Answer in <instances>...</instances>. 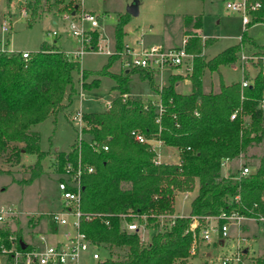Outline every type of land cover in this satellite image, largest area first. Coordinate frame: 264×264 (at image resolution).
I'll use <instances>...</instances> for the list:
<instances>
[{
	"label": "trees",
	"instance_id": "obj_1",
	"mask_svg": "<svg viewBox=\"0 0 264 264\" xmlns=\"http://www.w3.org/2000/svg\"><path fill=\"white\" fill-rule=\"evenodd\" d=\"M12 1L6 0L8 7ZM249 2L258 3L259 8L248 13L239 42L211 59L202 55L213 40L199 35L201 16L184 17L186 50L196 56L189 76V94L175 90L181 74H171L168 84L159 88L155 73L147 69L110 72L124 49V25L131 16L126 12L119 17L114 31L115 54L108 56L97 73L114 79L110 92L115 97L105 111L83 113L81 133L88 136L87 140L81 139L79 144L76 140L67 152H53V166L60 176L65 165L75 163L79 157L93 168V173L81 178V211L94 218L82 222L81 231L98 247L100 255H107L101 256L97 264H188L192 246L199 240V228L191 229L194 222L202 223L221 212L247 214L250 209L264 215V115L258 108L264 95L263 67L258 62L253 76L242 69V79L249 83L245 88L240 87V81L224 84L220 75L221 68L238 62L240 47L246 45L255 54L264 55V47L245 36L247 27L264 23V0ZM19 8L28 26L50 15L61 19L64 15L76 16L81 9L74 0H21ZM92 36L95 46L99 34L93 32ZM22 54L0 51V159L6 165L18 166L23 155H34L36 162L26 167L29 177L14 180L29 186L43 175V162L48 156L40 149L39 133L32 128L71 105L77 94L74 76L81 70L78 61L45 42L27 58ZM81 73L86 77V71ZM211 73H218V88L204 92L203 79ZM134 74L148 83L158 100L130 97ZM98 82L83 84V89H92ZM133 133L144 136L147 142L138 143ZM150 141L176 149L179 162L155 164ZM256 158V165L246 176H239V169L232 166L225 174L221 171L223 161L228 164L241 159L243 166H249ZM195 190L188 216L175 215L176 196ZM162 215L174 216L172 225L161 223ZM123 216L128 222L137 217L140 224L155 230L148 244L141 241L138 232L122 230ZM11 222L19 225L16 218ZM48 226L49 232H56L50 220ZM16 227L9 223L0 226V257L5 258V264H12L13 259L11 254L2 256L1 248L32 250L27 244L21 249L22 233ZM114 252L118 253L115 259ZM251 260L252 264H264V254Z\"/></svg>",
	"mask_w": 264,
	"mask_h": 264
},
{
	"label": "rangeland",
	"instance_id": "obj_2",
	"mask_svg": "<svg viewBox=\"0 0 264 264\" xmlns=\"http://www.w3.org/2000/svg\"><path fill=\"white\" fill-rule=\"evenodd\" d=\"M135 1L138 3V16L129 17L124 25L125 45L135 46V43L141 40L144 48L154 46H161L165 49L179 47L184 32L183 19L189 15L201 16L200 33L205 36L202 38L213 40V45L202 52L206 59H211L225 48L237 44L243 34L244 28L241 24L240 13L225 8L227 3L239 0L77 1L81 7L77 15L83 13L96 15L99 27L97 30H92L88 23L83 24L85 38L90 40L91 47L85 45L86 52L75 59L79 62L81 71L74 76V86L77 94L74 96L71 105L64 111L59 112L54 118H49L32 128L40 135V149L48 153L43 162L44 173L31 185L22 186L14 180L21 181L29 177L26 167L34 165L36 157L34 155H23L18 166L6 165L0 159V211L2 209L17 211L15 216L8 218L4 223L0 222V226L9 223L11 227L15 228L16 224L11 222V219L16 218L19 222L16 228L21 230L23 243L32 246V248L39 244V236H44L49 243L56 239L55 236L49 233L48 220L43 215L47 212L57 211L60 208V192L58 190L60 174L56 172V168L53 166L55 162L53 152H67L76 140L78 141V123L73 120L77 111L81 113L103 112L115 97V94L110 92L115 85L114 79L108 76H99L97 73L107 63V51H114V31L119 17L125 15L127 8ZM20 2L21 0H13L10 7H8L6 0H0V51L34 53L41 49L44 42L55 45L64 54L65 52L73 53L80 48L77 39L71 36L69 21L50 15L28 26L26 17L22 14L23 10L19 8ZM74 20L77 21V19ZM4 23L9 24L8 32L2 30ZM53 32L56 33V36L52 35ZM93 32L99 34V41L95 46L92 45ZM245 36L257 46L264 47V23L247 27ZM99 46L100 50H98ZM240 55L245 57L244 61L239 59L230 68L220 69L224 84L239 82L242 79L241 69L246 70L250 76H253L258 70L256 67L258 62L262 64V67L264 66V55L255 54L246 45L240 47L239 58ZM125 70L130 69L123 67L122 59L119 56L118 61L111 66L110 72L119 74ZM82 71L87 72L86 77L82 75ZM176 73L177 70L171 69L164 73L162 79L160 75H156L154 81L161 88L160 82L167 85L169 76ZM98 79L99 82L96 87L89 90L83 89V84L92 85ZM218 83V73L207 74L203 79L204 92L216 91ZM176 85L175 90L178 93L189 94L192 92V87L184 80V75ZM130 97L142 100L158 98L157 94L151 91L148 83L142 81L137 74L131 76ZM80 138L87 140L88 136L81 134ZM157 152L160 155L161 163L177 164L179 162L178 151L174 148L157 147ZM254 152L257 156L259 150L256 149ZM256 162L257 158L250 160L248 165L253 167ZM243 163L244 161L241 159L232 161L226 164L221 171L224 174L226 168L230 166L239 169ZM195 195L196 190L189 193L186 199L183 194H178L174 204L175 215L188 216L190 203ZM60 234L61 230H59L58 235ZM138 234L141 241L148 244L152 235L155 234V230L141 227ZM256 234L257 240L252 243L253 253H249L250 258L264 254V232H259L256 228ZM214 242V237L211 244H206L199 239L198 243L194 245L195 250L199 245L201 246L200 253L198 254L195 251L194 254H191L189 264H203L204 262L217 264V258L220 255L232 250V241L225 242L224 247L213 246ZM205 252H210L212 254L211 258L202 255ZM114 253L113 259L118 254L117 252ZM101 256L103 258L107 257L102 252ZM0 264H5V258L0 257Z\"/></svg>",
	"mask_w": 264,
	"mask_h": 264
},
{
	"label": "built area",
	"instance_id": "obj_3",
	"mask_svg": "<svg viewBox=\"0 0 264 264\" xmlns=\"http://www.w3.org/2000/svg\"><path fill=\"white\" fill-rule=\"evenodd\" d=\"M79 1V0H77ZM82 1V0H81ZM249 0H239L237 2L227 3L225 8L230 11L239 12L241 16V24L244 28L248 23L250 11H255L259 8L258 3H250ZM25 16V13H22ZM63 20L70 22L71 36L76 38L80 48L73 53L65 52V56L71 60H75L82 53L86 52L84 46L91 47L90 40L85 38V31L83 28L84 23H88L92 30H97L99 21L96 15L91 13H83L82 15L70 16L64 15ZM74 19H77L74 20ZM2 30L9 31V24H3ZM56 36V33H52ZM188 38H183L181 45L175 48H163L161 46H154L151 48H144L142 41L139 40L135 46H124L123 51L119 53L122 59V64L125 69H147L160 75L161 79L166 71L171 69L177 70V73L184 75V79L189 81V76L192 73L193 61L196 57L194 54L186 50ZM100 50V46L99 49ZM97 50V51H98ZM92 51V50H90ZM28 53H23L22 56L27 58ZM108 56L115 54V51H107ZM240 61H244L245 57L240 55ZM264 61V59H263ZM264 64V62H263ZM242 72V69L240 70ZM264 74V66L263 71ZM162 81V80H161ZM249 83L241 79L240 87L245 88ZM160 87L165 86L160 82ZM109 104L107 105V108ZM258 108L264 115V95L259 101ZM80 111H77L74 119L78 123V142L80 143V135L83 120ZM234 114L229 119L232 120ZM134 138L138 143L144 144L147 142L144 136L134 134ZM78 143V144H79ZM151 151L155 153L153 162L160 164V155L157 152V147L160 148L162 143L160 141H150ZM104 150H107L105 147ZM226 161H223L221 167L226 166ZM250 166H240L239 176H246L251 173ZM93 173V168L86 166L82 163L79 157L75 163H67L64 167L63 174L58 180V190L60 192L61 209L56 212L44 213L47 220L57 227L56 232L53 234L56 237L55 242L49 243L44 236H39V244L35 245L32 250L21 252L16 249L6 250L1 248V255H12V264H97L102 260L99 249L96 245L92 244L81 231V223L89 222L94 217L88 216L81 211V178L83 174ZM184 198L188 197V193L183 194ZM235 200H238L235 197ZM264 203V197L262 198ZM254 209L256 206L253 205ZM17 214L14 209H2L0 211V222L4 223L8 218ZM126 216L122 217V230L134 233L138 232L141 227L146 228L145 224H140L137 217H133L132 221L128 222ZM174 216L162 215L159 217L161 223L168 222L169 226L172 225ZM145 221V217H142ZM244 222H252L259 232H264V215L260 212H254L252 209L247 211V214H239L236 211L221 212L214 217H207L202 223L194 222L191 229L199 228V239L206 243H213L219 247H224L225 242L231 241L230 229L235 228L238 232ZM59 230L61 234L58 235ZM233 247L228 253H224L217 258V264H252L246 252L245 247L248 243L246 237L237 233L232 238ZM195 253V245L192 246L190 254Z\"/></svg>",
	"mask_w": 264,
	"mask_h": 264
},
{
	"label": "crops",
	"instance_id": "obj_4",
	"mask_svg": "<svg viewBox=\"0 0 264 264\" xmlns=\"http://www.w3.org/2000/svg\"><path fill=\"white\" fill-rule=\"evenodd\" d=\"M201 30V29H200ZM200 30H199V35H201L202 37H205L204 35H202L200 33ZM184 38V34H183V37H182V40ZM207 38V37H206ZM182 42V41H181ZM127 43V42H126ZM172 48V47H171ZM21 53H28V52H21ZM230 68V67H229ZM220 75H221V72H220ZM222 77V76H221ZM185 80V79H184ZM187 82L188 85H190L189 81L185 80ZM177 86V85H176ZM175 86V87H176ZM178 93V92H177ZM150 100H158L157 99H150ZM162 147V146H161ZM225 174V173H224ZM61 209V202H60V208L59 210ZM57 210V211H59ZM53 212H56V211H53ZM49 213V212H47ZM49 231V230H48ZM51 235H53L55 232H49ZM237 233L241 234L242 236L246 237L248 239V243L245 247V250L244 252L247 253V255L249 256V253H253V250H252V243L255 242V240H257V234H256V227L255 225L252 223V222H244L243 225L240 227V230L239 232L235 229V228H231L230 229V236H231V241L233 240L232 238L235 237V235H237ZM54 236V235H53ZM56 240V239H55ZM55 240L53 242H55ZM52 242V243H53ZM37 245V244H36ZM199 247V248H198ZM197 247V250H195L198 254L200 253V250H201V246L199 245ZM202 255H204L206 258H211L212 254L210 252H205V253H202ZM257 255V254H256ZM197 256V255H196ZM252 257H255V256H252ZM189 264V262H188Z\"/></svg>",
	"mask_w": 264,
	"mask_h": 264
},
{
	"label": "water",
	"instance_id": "obj_5",
	"mask_svg": "<svg viewBox=\"0 0 264 264\" xmlns=\"http://www.w3.org/2000/svg\"><path fill=\"white\" fill-rule=\"evenodd\" d=\"M130 16L136 17L138 16V3L135 1L133 2L126 11ZM21 249L24 250L26 249V244L21 242Z\"/></svg>",
	"mask_w": 264,
	"mask_h": 264
}]
</instances>
